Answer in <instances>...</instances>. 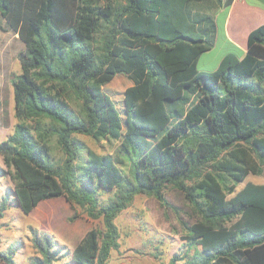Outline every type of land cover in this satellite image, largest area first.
<instances>
[{
    "label": "trees",
    "instance_id": "trees-1",
    "mask_svg": "<svg viewBox=\"0 0 264 264\" xmlns=\"http://www.w3.org/2000/svg\"><path fill=\"white\" fill-rule=\"evenodd\" d=\"M233 0H0V14L25 43L13 79V132L0 141V172L25 214L64 196L103 227L71 250L31 228L29 264H108L120 247L117 217L137 195L173 207L182 190L198 220L182 222L187 247L169 264H264V24L243 55L228 52L213 71L198 68L216 22L202 8ZM124 74L123 108L104 85ZM117 141L98 153L79 135ZM55 138L63 153L52 154ZM105 191H113L107 200ZM18 247L0 262L16 264ZM68 256V259L65 257Z\"/></svg>",
    "mask_w": 264,
    "mask_h": 264
},
{
    "label": "rangeland",
    "instance_id": "rangeland-1",
    "mask_svg": "<svg viewBox=\"0 0 264 264\" xmlns=\"http://www.w3.org/2000/svg\"><path fill=\"white\" fill-rule=\"evenodd\" d=\"M216 9L200 7L199 10L213 16ZM223 17L224 14H220V18L215 20V44L198 59L200 70H215L228 52L242 54L240 47L225 39ZM235 20L236 16L233 17L231 26ZM25 47L19 35L0 15V141L13 132L17 122L12 82L15 75L21 72L19 54ZM130 85L132 80L129 77L117 74L104 85V89L122 109L123 92ZM79 137L88 147L101 154L114 153L118 145L117 141H96L88 135L80 134ZM50 142L54 158L60 160L63 153L55 138ZM0 163L4 166L1 156ZM249 181L264 183V175L249 174L243 182L238 183L237 190ZM12 188L10 176L0 172V199L8 194V190L11 192ZM165 193L173 206L171 208L163 205L153 195L139 194L119 214L116 222L120 230V247L112 251L108 264H169L175 253L187 247V231L182 222L192 224L198 220V216L182 190L168 186ZM110 194L113 191L104 190L105 200ZM9 204L6 216L0 219V233L3 248H8L11 244L18 247L16 264H29L31 256L35 254L31 228L52 233L67 251H71L89 229L103 227L101 219L89 217L79 205L71 204L64 196L41 201L30 214L21 211L15 196L9 197Z\"/></svg>",
    "mask_w": 264,
    "mask_h": 264
},
{
    "label": "crops",
    "instance_id": "crops-1",
    "mask_svg": "<svg viewBox=\"0 0 264 264\" xmlns=\"http://www.w3.org/2000/svg\"><path fill=\"white\" fill-rule=\"evenodd\" d=\"M220 14H224L222 22L225 39L240 47L239 50L243 55L247 49L250 31L264 24V0H233L230 5L215 10L213 14L215 20L220 18ZM234 16L236 20L231 26Z\"/></svg>",
    "mask_w": 264,
    "mask_h": 264
}]
</instances>
